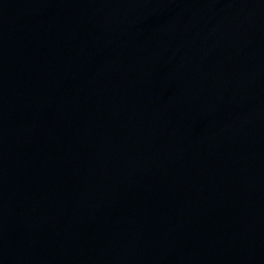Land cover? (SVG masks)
Wrapping results in <instances>:
<instances>
[{
	"label": "water",
	"instance_id": "water-1",
	"mask_svg": "<svg viewBox=\"0 0 264 264\" xmlns=\"http://www.w3.org/2000/svg\"><path fill=\"white\" fill-rule=\"evenodd\" d=\"M0 264H264V0H0Z\"/></svg>",
	"mask_w": 264,
	"mask_h": 264
}]
</instances>
